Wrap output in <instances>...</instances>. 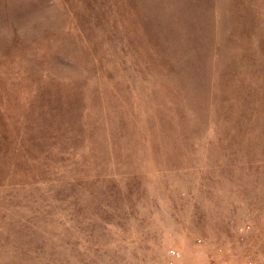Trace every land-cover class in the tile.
Returning a JSON list of instances; mask_svg holds the SVG:
<instances>
[{
	"label": "rangeland",
	"instance_id": "obj_1",
	"mask_svg": "<svg viewBox=\"0 0 264 264\" xmlns=\"http://www.w3.org/2000/svg\"><path fill=\"white\" fill-rule=\"evenodd\" d=\"M0 264H264V0H0Z\"/></svg>",
	"mask_w": 264,
	"mask_h": 264
}]
</instances>
